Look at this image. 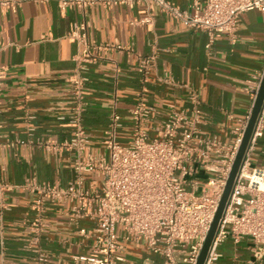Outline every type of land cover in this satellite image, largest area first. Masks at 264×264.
<instances>
[{"label":"crops","instance_id":"obj_1","mask_svg":"<svg viewBox=\"0 0 264 264\" xmlns=\"http://www.w3.org/2000/svg\"><path fill=\"white\" fill-rule=\"evenodd\" d=\"M190 10L202 0H166ZM140 6L100 5L81 9L57 0H8L0 4V264H83L74 256L90 253V222L70 219L73 200H50L35 186L65 185L73 179L74 152L68 140V117L75 108L70 83L72 56L87 53L94 61L83 74L81 123L88 150L103 152L110 116L121 118L115 139L131 134L130 112L137 103L149 108L144 128L150 137L170 111L187 109V89L193 88L205 114L200 129L223 143L250 109L246 80L264 68V11L237 17L234 39L217 33L205 51L206 34L152 9L153 24H137ZM84 23L87 48L68 37L72 25ZM104 46L94 50L92 46ZM119 45L120 48H115ZM148 59L146 67L140 61ZM167 76L172 83H167ZM264 133L248 151L252 166L264 163ZM101 181L85 175L84 187ZM248 237L227 238L216 247L210 264H264L256 258ZM123 264H161L142 243L124 245Z\"/></svg>","mask_w":264,"mask_h":264},{"label":"built area","instance_id":"obj_2","mask_svg":"<svg viewBox=\"0 0 264 264\" xmlns=\"http://www.w3.org/2000/svg\"><path fill=\"white\" fill-rule=\"evenodd\" d=\"M60 9L75 5L81 9L100 5L114 7L140 6L143 14L137 24L152 26V9L184 25L197 27L206 34L204 46L208 52L217 33L234 39L237 17L244 11H264V0H202L190 10L180 9L166 0H57ZM8 0H0L6 5ZM68 37L87 48L84 23L74 24ZM103 50L104 46H92ZM115 48H120L116 45ZM74 68L69 77L75 108L68 117L70 137L62 146L74 152L73 179L65 185L35 186L50 200H73L70 219L90 222V232L79 234L92 239L90 253L74 256L83 264H123L124 245L129 241L142 243L145 250L160 258L161 264H195L221 196L231 163L239 145L249 111L231 130L232 138L223 143L216 135L200 129L206 117L200 108L197 92L188 85V108L171 110L156 126V136L150 137L144 128L149 108L137 103L130 112L131 134L126 143L115 139L121 125L113 112L103 141L104 151L88 150V136L81 123L82 89L87 81L83 74L94 61L89 53L72 56ZM147 58L140 61L144 69ZM5 69L0 65V85ZM262 73L251 75L244 90L251 105ZM167 83L172 80L163 77ZM250 105V108H251ZM264 133V98L249 138L228 198L219 218L203 264L216 260V247L229 238L251 240V251L258 258L264 254V163L252 166L248 151ZM264 154V149H263ZM85 175L101 181L98 189L84 187ZM11 189V185H0ZM198 192V193H197Z\"/></svg>","mask_w":264,"mask_h":264},{"label":"water","instance_id":"obj_3","mask_svg":"<svg viewBox=\"0 0 264 264\" xmlns=\"http://www.w3.org/2000/svg\"><path fill=\"white\" fill-rule=\"evenodd\" d=\"M263 98H264V68H263V71L261 74L258 89H257V92H256L255 97L253 99V102H252V105L250 108V112H249V116H248V119L246 121V125L244 127L239 145L237 147L234 159L231 163L230 170L228 172V175H227L221 196L218 200L215 212L213 214L212 220L209 224L208 230L206 232V235L203 239L202 245H201L199 252H198V255L196 257L195 264H203L204 263L210 242H211V240L215 234L219 218L222 214L223 208H224L226 200L228 198L230 188L234 182L238 168L244 159L245 152H246V149H247L248 144H249V138L251 136V132L253 130V126H254V123L256 121V118H257L261 103L263 101Z\"/></svg>","mask_w":264,"mask_h":264},{"label":"rangeland","instance_id":"obj_4","mask_svg":"<svg viewBox=\"0 0 264 264\" xmlns=\"http://www.w3.org/2000/svg\"><path fill=\"white\" fill-rule=\"evenodd\" d=\"M198 193V192H197Z\"/></svg>","mask_w":264,"mask_h":264}]
</instances>
